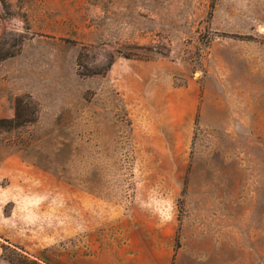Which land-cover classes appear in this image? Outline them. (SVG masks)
<instances>
[{"label":"rangeland","instance_id":"obj_1","mask_svg":"<svg viewBox=\"0 0 264 264\" xmlns=\"http://www.w3.org/2000/svg\"><path fill=\"white\" fill-rule=\"evenodd\" d=\"M0 47V264H264V0H0Z\"/></svg>","mask_w":264,"mask_h":264},{"label":"crops","instance_id":"obj_2","mask_svg":"<svg viewBox=\"0 0 264 264\" xmlns=\"http://www.w3.org/2000/svg\"><path fill=\"white\" fill-rule=\"evenodd\" d=\"M159 241V245L153 248L151 254L146 258L134 257L129 260L124 251L120 249L115 254L80 258L73 264H208L200 258L196 251H188L184 248L176 252L170 247L169 240L168 242L162 239Z\"/></svg>","mask_w":264,"mask_h":264},{"label":"trees","instance_id":"obj_3","mask_svg":"<svg viewBox=\"0 0 264 264\" xmlns=\"http://www.w3.org/2000/svg\"><path fill=\"white\" fill-rule=\"evenodd\" d=\"M15 56V54L11 53H4L3 49L0 47V62L4 61L8 58H11ZM114 63V58L110 61L109 67H111ZM24 124V121L19 120V118H16L15 120L9 121V120H0V128H12V127H20Z\"/></svg>","mask_w":264,"mask_h":264}]
</instances>
